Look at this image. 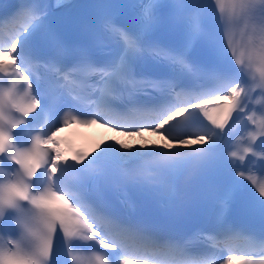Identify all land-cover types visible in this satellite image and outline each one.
Here are the masks:
<instances>
[{
    "label": "snow or ice",
    "instance_id": "6c2138e0",
    "mask_svg": "<svg viewBox=\"0 0 264 264\" xmlns=\"http://www.w3.org/2000/svg\"><path fill=\"white\" fill-rule=\"evenodd\" d=\"M0 30V264H264V0H17ZM72 124L167 142L66 155Z\"/></svg>",
    "mask_w": 264,
    "mask_h": 264
},
{
    "label": "bare ground",
    "instance_id": "6f19581e",
    "mask_svg": "<svg viewBox=\"0 0 264 264\" xmlns=\"http://www.w3.org/2000/svg\"><path fill=\"white\" fill-rule=\"evenodd\" d=\"M95 126H97L99 129H101L100 126H98V125H95ZM148 137H151L152 139H154L156 141L158 136L153 134V133H151L149 135H144V136H142L140 138H134L132 140H134L137 144H140L141 142H146L148 140ZM127 140H131V138H128Z\"/></svg>",
    "mask_w": 264,
    "mask_h": 264
}]
</instances>
